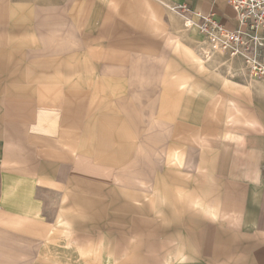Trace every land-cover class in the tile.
Masks as SVG:
<instances>
[{"label":"crops","instance_id":"crops-1","mask_svg":"<svg viewBox=\"0 0 264 264\" xmlns=\"http://www.w3.org/2000/svg\"><path fill=\"white\" fill-rule=\"evenodd\" d=\"M209 16L241 29L225 0H0V264H264V86L204 60Z\"/></svg>","mask_w":264,"mask_h":264},{"label":"built area","instance_id":"built-area-1","mask_svg":"<svg viewBox=\"0 0 264 264\" xmlns=\"http://www.w3.org/2000/svg\"><path fill=\"white\" fill-rule=\"evenodd\" d=\"M225 1L235 11L241 29L229 31L213 21L211 16L203 18L200 29L211 46L212 56L219 53L234 59L244 56L252 74L255 73L260 78L264 76V0ZM180 9L188 11L187 6Z\"/></svg>","mask_w":264,"mask_h":264},{"label":"bare ground","instance_id":"bare-ground-1","mask_svg":"<svg viewBox=\"0 0 264 264\" xmlns=\"http://www.w3.org/2000/svg\"><path fill=\"white\" fill-rule=\"evenodd\" d=\"M186 25H187L186 28H191V27H193V26H197L196 24H192L191 22H187ZM197 28L200 30L201 34L204 35V41H205L206 47L204 48V50H202V55H203V58H204V60H205L206 62H210L211 60H213L215 57H218V56L224 58V60H225L222 66L232 65V64H234V63H236V62H241L242 65H243V68H244V70H245V72H246V74H247V76H248L250 79L260 80L259 76L256 75L255 73H253V74H251V75L248 74V71H247V67H248V66H247V63L245 62V57H244V56H243V57H240V58H238V59H234V58H232V57H229V56L224 55V54H221V53H219V54H214V55L212 56V49H211V46L209 45V43L207 42V39H206L205 34L201 31V29H200L198 26H197ZM186 53H187V52H186ZM245 56L248 57V55H245ZM193 59H194V62H195V63L199 64V70H200V71L205 70V67L201 64L200 61H198V60L196 59V57L194 56V54H193ZM206 62H205V63H206ZM263 63H264V58H263ZM249 65H250V67H251V66H252V62H250ZM248 68H249V67H248ZM229 74H230V73H229Z\"/></svg>","mask_w":264,"mask_h":264},{"label":"rangeland","instance_id":"rangeland-1","mask_svg":"<svg viewBox=\"0 0 264 264\" xmlns=\"http://www.w3.org/2000/svg\"><path fill=\"white\" fill-rule=\"evenodd\" d=\"M175 9V7H174ZM176 12L178 13H181V9H176ZM262 59V58H261ZM262 61V60H261ZM248 66V65H247ZM247 71H248V74L251 75L252 74V70L249 69L247 67ZM221 75L224 76V77H228L229 74L226 73V72H221ZM238 83H242V84H248L245 77H243L242 75H237L234 79H232ZM260 82H261V85L264 86V76H260ZM261 87H258L256 89H254V93H255V98H256V102L260 105V107L263 109L264 111V92L260 89Z\"/></svg>","mask_w":264,"mask_h":264}]
</instances>
